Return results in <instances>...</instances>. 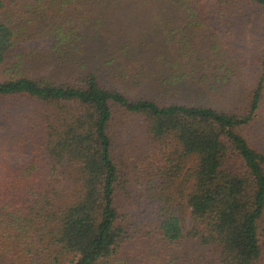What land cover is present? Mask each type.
Wrapping results in <instances>:
<instances>
[{"label":"trees","instance_id":"obj_1","mask_svg":"<svg viewBox=\"0 0 264 264\" xmlns=\"http://www.w3.org/2000/svg\"><path fill=\"white\" fill-rule=\"evenodd\" d=\"M0 122V264H264V0H0Z\"/></svg>","mask_w":264,"mask_h":264},{"label":"rangeland","instance_id":"obj_2","mask_svg":"<svg viewBox=\"0 0 264 264\" xmlns=\"http://www.w3.org/2000/svg\"><path fill=\"white\" fill-rule=\"evenodd\" d=\"M254 21H256V19L252 18L251 23L246 24L244 29L237 28L238 34L240 35V41H241L239 43L242 44L244 53L245 52H251L252 49H254L256 46H258L256 44V42H258L259 36H262L261 32L258 31V29H257L258 24ZM241 36L243 37V39ZM235 37H233V41H235V39H236ZM236 46L239 47V45H236ZM245 56H248V55H245ZM123 118H124V116H119L118 119L120 120ZM15 131H17V128H14L13 126L2 124L0 122V145H2V144L5 145L6 143H12L9 149L13 150L14 147H13V142L11 139H12V133ZM137 136H138V139L134 140L135 145L130 147V152H132L134 154L133 160L135 162H136L138 156L140 155V152H139L140 149H144L145 155L147 152H149V150L152 151L154 149L153 146L147 145V141L144 140L143 138H141L139 136V133L137 134ZM26 151H27V149L20 147V149L15 151V153H17L16 156H21V157L25 158L24 153ZM151 154H153V152ZM147 155H148V153H147ZM0 158H1V156H0ZM127 164H130L133 166L135 163L128 162ZM137 164L140 165V162H137ZM187 216L189 217V215H187ZM190 225H191L190 221L187 220L186 228H190Z\"/></svg>","mask_w":264,"mask_h":264}]
</instances>
